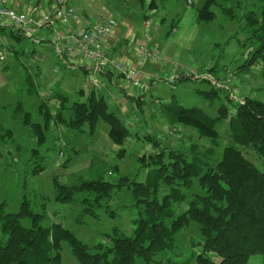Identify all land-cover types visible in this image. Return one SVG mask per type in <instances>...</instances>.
Listing matches in <instances>:
<instances>
[{"label": "trees", "instance_id": "trees-1", "mask_svg": "<svg viewBox=\"0 0 264 264\" xmlns=\"http://www.w3.org/2000/svg\"><path fill=\"white\" fill-rule=\"evenodd\" d=\"M203 1L196 8L198 22L216 17L211 7L218 0ZM147 5L152 10L156 1L151 0ZM223 10L231 18L245 21L241 29L249 35L244 42L249 56L240 68L248 70L259 59L264 61V1L259 14L251 11L237 17L231 7ZM150 16L146 14V18ZM18 33H13L18 40L27 38L28 34L18 36ZM215 67L210 70L215 72ZM82 68L89 73L85 66ZM192 78L193 75H180L177 81ZM34 89L29 93L39 94ZM217 90L212 87L209 91H199L211 102L221 98L215 116L176 102L159 104L161 114L171 125L195 129L212 146L204 149L200 142H192L187 148L171 147L164 145L155 133L142 138L136 134L152 147L148 155L137 156L139 170H148L143 180L136 178L137 175L132 179L129 175L122 176L117 182L106 180L104 175L80 176L77 183L67 186L55 178L59 201L72 202L75 194L94 192L97 202L105 199L110 202L122 189L132 191L135 202L130 206L137 208L132 234H123L114 227L112 232L103 234L107 242L87 244L61 223L42 225L45 214L36 212L32 201L24 195L18 212H7L6 202H0V264H61L63 242L69 244L79 264H164L163 253H169L167 264H264V100L242 95L237 102L232 97H226V101ZM54 95L59 100L57 110L48 108L51 98L41 103L40 107L45 109L43 123L34 122L31 112H24L25 123L32 128L37 142V147L31 149L33 160L44 161L40 148L47 143L46 132L52 122L70 131L88 130L91 135L100 123H105L109 126L110 140L117 146L132 138L131 127L111 110L99 90L93 87L80 90L71 105H67V96L60 92ZM125 95L143 114V93ZM227 120L231 141L224 145L217 125ZM71 149L79 152L75 146ZM125 153L126 149L121 148L118 155L123 157ZM63 155L60 150V156ZM67 160L69 163L71 156ZM44 168L37 164L33 173ZM162 184L168 189L160 197ZM83 214L97 217L95 212L85 210L78 215V222H83ZM24 219H30L31 225H23ZM192 223L199 226L200 238L191 239L189 249L176 253L177 235ZM252 258L256 262L251 263Z\"/></svg>", "mask_w": 264, "mask_h": 264}, {"label": "rangeland", "instance_id": "rangeland-1", "mask_svg": "<svg viewBox=\"0 0 264 264\" xmlns=\"http://www.w3.org/2000/svg\"><path fill=\"white\" fill-rule=\"evenodd\" d=\"M28 1L23 0L22 9L15 8L19 11L28 10ZM90 1L75 0V2L72 1V5L76 8V4L81 6ZM145 1L146 12L150 0ZM187 1L168 0L165 3L167 7L161 8L156 15L151 13L149 21L151 33L149 34H153V37L150 45L161 53L162 61L167 68L165 72L155 75V81L150 82L143 76V82L148 87L145 85L137 91L139 94L144 93V113H140L135 104L126 97L121 100V103L115 104L117 107L114 106L113 97L107 92L103 94L101 91L104 88L99 90L111 104V110L131 127L132 138H129L123 146H117L110 140L107 134L109 126L105 123H100L93 135L88 130L70 131L62 126L64 132H69L67 138L72 140L79 152L75 153L70 144L61 147V144L56 141L53 143L54 149L48 146L41 147L40 153L44 161L32 159L34 157H32L31 149L36 148V141L32 136L31 127L25 123L24 111L31 112L34 122L43 120V115L38 116L37 112H39L40 103L50 97L51 90L38 82L40 77L35 69L38 64L42 66L44 77L41 79H47L48 83L52 79L49 78V74L57 69L56 64L59 58L55 50L53 51V47L41 42L39 37L28 38L16 44L17 48L25 50L21 52L24 55L16 57L12 54L13 41L9 38L4 41L3 36L0 35V46L3 47L0 53L7 52V58L4 61L0 60V202H6L7 212H18L25 195L32 201L36 212L45 214L42 225L51 226L53 223H61L87 244L98 241L107 242L103 234L112 232L114 227H118L123 234L130 235L133 232L132 220L137 216V208L130 206L135 202L132 191L122 189L112 197L110 202L106 199L97 202L94 192L75 194L72 202L59 201L55 178L67 186L77 183L80 176L92 178L104 175L106 180L117 182L122 176L129 175L132 179L137 175L136 178L143 180L148 170H139L137 156L148 155L152 147L136 134L142 138L146 134L155 133L161 137L164 145H171V147L187 148L192 142H200L204 145V149L212 146L211 142L207 138H201L195 129L182 124L171 125L161 114L160 103L176 102L188 108H198L209 116H215L222 103L221 98L211 102L199 92L200 90L209 91L215 87L222 99L226 101V97H232L233 102H237L238 97L242 95L264 100V61L259 59L248 70L240 68L249 56L248 48L244 45L249 35L241 29L245 21L241 18H231L223 12V8L231 7L237 17L251 11L259 14V8L264 0H218V4L211 7L216 17L211 21L196 22L197 24L193 27L191 22H188L189 16L183 15L184 7L193 9L196 13V8L201 7L204 1L190 0V5ZM172 2L177 4L173 7ZM182 18L181 29L176 27L177 29L172 30V24H179ZM91 21L94 24L103 20L91 18ZM160 22L163 25L159 27L160 32H158L155 27H158ZM136 23L141 22L136 21ZM190 34H193L192 37ZM189 36L191 42L186 43L190 39L186 40ZM27 48L30 51H27ZM208 64H212V67L216 66V73L208 71L210 80H203L205 77L201 73ZM5 65L9 67L8 72L3 70ZM60 66L62 68L61 63ZM66 66L68 69L63 77L61 89L58 88V90L68 93L67 105H71L78 96L85 74L78 66L70 64ZM28 67L31 68L27 70ZM171 72H174L176 76L181 73L184 76L193 73L195 76L193 75V78L187 81L176 82L175 75ZM53 73L56 74V72ZM95 74L102 80L101 74ZM59 79L61 80L62 76ZM148 81L150 84H147ZM121 84L124 86L125 83L121 82ZM34 88L38 89L39 94L29 93L30 89L34 92ZM127 91L138 94L132 87H127ZM49 108L53 110L51 105ZM7 129L12 130L13 133L8 134L5 131ZM217 129L220 132L221 144H228L231 141L228 120L217 125ZM52 133L50 131L48 136ZM52 141L50 140V143ZM59 147L64 153L63 157L60 156ZM121 148L126 149L123 157L118 155ZM70 156L71 161L68 163L67 159ZM40 163L45 168L39 173H33L35 166ZM113 168L117 170L110 173ZM166 188L162 184L160 197ZM86 197L89 200H83ZM85 210L95 212L97 217L83 214V222H78V215ZM108 214H113L114 217ZM30 221V219H24L22 224L30 226ZM199 238L200 231L197 224L192 223L189 228H184L177 235L176 253L189 249L191 239ZM61 255L62 264H78L67 242H63ZM162 257L164 264H167L169 253H163ZM250 262H256V258H252Z\"/></svg>", "mask_w": 264, "mask_h": 264}, {"label": "crops", "instance_id": "crops-1", "mask_svg": "<svg viewBox=\"0 0 264 264\" xmlns=\"http://www.w3.org/2000/svg\"><path fill=\"white\" fill-rule=\"evenodd\" d=\"M71 1L75 2V0H71ZM155 1H156V6L152 10L148 9L146 12H145L144 0H133V1L132 0H130V1L129 0H119V1H117V0H91L88 4L83 3V4H81V6L80 5L77 6V4H76V13H77V16L79 17V21L76 22L75 20H72L70 25L73 28L83 29L87 25L92 24L91 18H93L95 20H98V19L99 20H108L109 18L115 19L117 22V26L107 40V46H108L109 52L115 56L123 57L131 65L139 66V47L141 45H149L150 47H152L150 44L152 41L153 34L152 35L149 34V33H151V31L149 32V28L151 27V24L149 26H146V23H148L150 21L151 16L146 18V14L151 15V13H152V14L156 15L157 13H159L161 8L167 7L165 5V3L168 0H155ZM6 3L9 7H13V8L17 7V9H22L23 5H24L23 0H6ZM176 4H177V2H174V3L172 2L171 6L174 7ZM187 4L190 5V0L187 1ZM53 5H54L53 0H29L28 4H27V6L29 8H28V10H25V11H30L34 8L37 9V12H38L37 16H38V19L40 20L41 14L51 11L53 8ZM131 5H133V7ZM139 7H141V8L139 9ZM183 15L189 16L188 22L189 23L191 22L192 27L197 24L196 22H198V21L196 19V13L193 9H190L188 7H186V8L184 7ZM136 21H140L141 23L138 24V23H136ZM163 21H164V19L162 18L161 22L163 23ZM161 22H160V25L158 27H155V30H157L158 32H160L159 27L163 25ZM181 23H183V18L181 19L179 24H174L175 28L179 27L181 29ZM67 28L68 27L60 26V29L63 31H66ZM14 31H17V30H15L11 25H8V24L0 25V35L3 36L4 41L7 38H9V40L13 41L14 52H12V54H14L16 57L18 55H24V53H21V52L25 51V50L21 49L20 47L17 48L16 44L21 43V42H23V40H26L28 38L39 37L41 42L47 43L50 46L54 45V43H52V44L50 43V42H52V37L50 35V32L47 31V29L45 27H40L35 34H28L27 38H24L22 40H18L17 38L14 37V35H13ZM194 32H195V30H194ZM20 33H18L19 34L18 36L21 35ZM23 34H25V33H23ZM192 35L190 34L191 37H192ZM190 36L188 38H186V40H188L190 38L186 43L191 42ZM45 40L47 42H45ZM1 48H3V47L0 46V49ZM153 49L157 50L156 48H153ZM27 51H30V50L27 48ZM53 51H54V47H53ZM57 57L59 58L58 62L56 64V65H58V67H57V69H55V71H53V72H56V74H54L53 72L51 74H49V78H52V79L48 83H47V81H48L47 79H45V78L41 79V77H44V71H43L42 66L38 64L36 66V69H35V71L38 72V77H40L38 82L42 83L43 86L48 87V89L51 90L50 97H48V98L49 99L51 98L52 102L50 101L49 103H47V106L49 108V106L51 105V107H53V110L50 108L49 109L52 111H54L55 108H56L55 110H57V105H59V100L55 97L54 94L60 92L61 94L68 97L67 92L64 91V93H62L60 90H58V88L61 89V85H62L61 83L64 81L63 77L65 76V74H66L65 72L68 69L66 64L78 66L80 69H82V72L85 74V79L82 82V86L79 89V91L86 88V87H91L90 83H89V79H90L91 73H94V70H95L94 66L91 64H89V65L75 64L73 62L66 60L64 57H59V56H57ZM162 57L163 56L161 55V60H159L157 62L149 61L142 67L143 76L147 77L150 82L155 81L156 80L155 75H157L158 73L165 72V70L167 68L166 65L164 64V62L162 61L163 60ZM158 62H160L161 65H157V64H160ZM60 63L62 64V68L60 66ZM82 66H85V68L89 71V73L84 72ZM8 68L9 67L7 65L3 66L4 72H8ZM30 68L28 67L27 70ZM211 68H212V64H208L205 67V69L201 73L202 76L205 77L203 79H209L210 80L209 72L213 73L210 70ZM95 72L101 74L102 81L105 85L103 91H101V92L102 93L107 92L108 95L113 97L112 100L114 102V104H113L114 106H116L115 104L121 103V100L124 97H126L125 94L135 95V94H131L127 91V87H129V85L122 79V77L119 74L111 73L110 71L107 72V71L102 70V69L96 70ZM106 73H108V74H106ZM172 74H174V72ZM180 75H183V73H181L177 76L176 75L174 76V80L176 82H178L177 79L180 77ZM190 75H194V74L192 73ZM61 76H62V79L60 80L59 78ZM197 78H199V77H197ZM200 80H202V79L200 78ZM44 81H45V83H44ZM149 81L147 84H150ZM121 82L125 83L124 86H122ZM15 83H18V82H15ZM0 85H1V83H0ZM22 87H23V85H22ZM146 87H148V86L146 85ZM136 92L138 93L137 90H136ZM138 95H139V93L137 94V96ZM142 97H143V95H142ZM68 101H69V99H68ZM40 106H41V103H40ZM40 106H39V112H37V114H38V116L43 115V120L41 121V123H43L44 122V111H45V109H44V106L43 107H40ZM25 111H28V110H25ZM62 129L63 128L61 125L55 126L52 122L50 124L49 129L46 132V136H47L48 140H47V143L44 147L48 146V148H50L51 146L54 145L53 143L56 141L61 145L70 144L71 146H75V145H73L74 143H72V140H69L67 138V134L69 132H64V130H62ZM50 131L53 133L50 134V136H48ZM11 132H12V130H11ZM11 132H9L10 135H11ZM60 132H64V134H60ZM32 136L36 141L33 130H32ZM138 137H140V136L138 135ZM50 140H53V141L50 143ZM36 147H37V144H36ZM40 150H41V148H40Z\"/></svg>", "mask_w": 264, "mask_h": 264}, {"label": "built area", "instance_id": "built-area-1", "mask_svg": "<svg viewBox=\"0 0 264 264\" xmlns=\"http://www.w3.org/2000/svg\"><path fill=\"white\" fill-rule=\"evenodd\" d=\"M51 11L42 13L40 20L37 9L19 11L9 7L6 0H0V25H11L21 33L35 34L40 27H45L52 36L51 44L59 57L75 64L93 65L89 83L96 90L104 88L102 80L96 77V70L103 69L119 74L129 87L139 90L145 87L142 67L149 61L157 62L161 59L160 53L149 45L139 47V66L129 64L123 57L115 56L108 50L107 40L117 26L115 19L109 18L83 29L71 27V21H79L76 8L71 0H53ZM150 3V2H149ZM150 23H146L149 26ZM60 26L68 27L66 31ZM7 58V52L0 53V60Z\"/></svg>", "mask_w": 264, "mask_h": 264}]
</instances>
